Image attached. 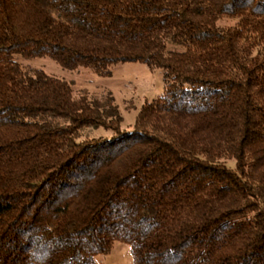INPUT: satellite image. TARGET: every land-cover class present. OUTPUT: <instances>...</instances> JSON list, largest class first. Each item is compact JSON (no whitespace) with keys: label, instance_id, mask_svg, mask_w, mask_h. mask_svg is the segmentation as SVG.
<instances>
[{"label":"trees","instance_id":"obj_1","mask_svg":"<svg viewBox=\"0 0 264 264\" xmlns=\"http://www.w3.org/2000/svg\"><path fill=\"white\" fill-rule=\"evenodd\" d=\"M40 58L143 64L164 93L123 131L112 100L18 62ZM117 242L132 264H264V0H0V264Z\"/></svg>","mask_w":264,"mask_h":264},{"label":"rangeland","instance_id":"obj_2","mask_svg":"<svg viewBox=\"0 0 264 264\" xmlns=\"http://www.w3.org/2000/svg\"><path fill=\"white\" fill-rule=\"evenodd\" d=\"M235 21L223 19L221 26L233 25ZM20 66L29 72L42 71L46 75L70 84L74 97L87 95L99 102L112 100L122 117L121 130L131 131L136 115L145 104H150L164 93L163 74L158 69H149L139 63H125L115 66L107 77H100L91 70H65L48 58L19 59ZM113 133L103 128L85 130L81 142L109 139ZM228 166L233 169L232 163ZM96 264H132L130 249L122 243H115L107 255L97 256Z\"/></svg>","mask_w":264,"mask_h":264}]
</instances>
